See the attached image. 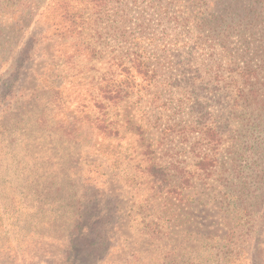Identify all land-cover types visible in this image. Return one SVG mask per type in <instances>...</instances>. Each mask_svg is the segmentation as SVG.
Returning a JSON list of instances; mask_svg holds the SVG:
<instances>
[{"label":"trees","instance_id":"1","mask_svg":"<svg viewBox=\"0 0 264 264\" xmlns=\"http://www.w3.org/2000/svg\"><path fill=\"white\" fill-rule=\"evenodd\" d=\"M222 1L0 0V67L11 69L1 88L9 95L25 65L36 67L35 122L49 108L61 135L108 158L115 179L141 201H164L163 213L215 186L234 222L228 244L196 239L172 217L136 224L182 244L180 259L205 249L206 263L233 264L245 250L257 264L264 214L238 201L264 186V0ZM97 234L80 239L92 260L106 242Z\"/></svg>","mask_w":264,"mask_h":264},{"label":"rangeland","instance_id":"2","mask_svg":"<svg viewBox=\"0 0 264 264\" xmlns=\"http://www.w3.org/2000/svg\"><path fill=\"white\" fill-rule=\"evenodd\" d=\"M33 30L34 25L26 37ZM36 71L25 65L17 88L7 95L1 86L10 64L0 67V264H216L213 257L207 263L203 260L205 249L198 251L200 257L180 259L174 250L183 249L182 244H173V238L171 242L148 238L141 230L143 219L172 217L196 239L205 236L228 244L234 222L219 211V190L211 184L196 187L195 201L177 209L174 201H167L166 213L164 201H141L145 194L119 183L108 158L60 134L65 122L48 113L49 108L43 121L35 122L39 111L35 97L40 94L34 91ZM257 186L250 188L257 197L254 201H238L253 205L254 215L264 214V186ZM76 220L83 224L76 227ZM99 228L106 242L99 243L98 256L92 260L80 239L97 240ZM250 240L248 252L261 239L256 234ZM234 258L233 264H252L245 260V250ZM257 262L264 264V258Z\"/></svg>","mask_w":264,"mask_h":264}]
</instances>
